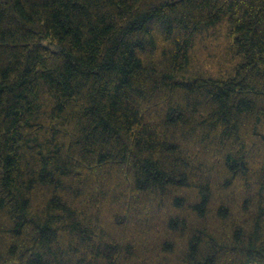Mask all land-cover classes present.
I'll return each mask as SVG.
<instances>
[{
  "label": "trees",
  "instance_id": "1",
  "mask_svg": "<svg viewBox=\"0 0 264 264\" xmlns=\"http://www.w3.org/2000/svg\"><path fill=\"white\" fill-rule=\"evenodd\" d=\"M0 264H264V0H0Z\"/></svg>",
  "mask_w": 264,
  "mask_h": 264
}]
</instances>
